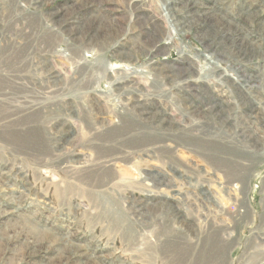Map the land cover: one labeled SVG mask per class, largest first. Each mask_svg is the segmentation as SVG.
<instances>
[{
	"label": "rangeland",
	"instance_id": "1",
	"mask_svg": "<svg viewBox=\"0 0 264 264\" xmlns=\"http://www.w3.org/2000/svg\"><path fill=\"white\" fill-rule=\"evenodd\" d=\"M173 1L0 0V264H264V0Z\"/></svg>",
	"mask_w": 264,
	"mask_h": 264
},
{
	"label": "bare ground",
	"instance_id": "2",
	"mask_svg": "<svg viewBox=\"0 0 264 264\" xmlns=\"http://www.w3.org/2000/svg\"><path fill=\"white\" fill-rule=\"evenodd\" d=\"M164 2H166V4H167V6H168V12H169V15L171 14V19L173 20L172 22L174 23V27H176L177 28V30L178 31H180V32H183L184 31V33H190L191 31H192V25H191V23H189V22H183L182 21V19H180L182 16H183V14L184 13H186L187 11V7L186 8H184V9H177V8H174V6L172 5L173 3H174V1L173 0H163ZM188 1V0H187ZM245 5V4H244ZM251 5V4H250ZM250 5H248V6H250ZM260 12V11H259ZM240 13V12H239ZM189 14V13H188ZM245 14V13H244ZM260 14V13H259ZM190 15V14H189ZM257 15V14H256ZM201 16V15H200ZM241 17V16H240ZM255 18V17H254ZM194 19V18H193ZM246 19V18H245ZM248 19H250V18H248ZM184 20V19H183ZM252 20V19H251ZM249 21V20H248ZM253 21V20H252ZM255 21V20H254ZM257 21V20H256ZM179 26V27H178ZM263 26V25H262ZM61 27V26H60ZM239 29V28H238ZM262 29H264V28H262ZM236 30V32H237V29H235ZM235 30H234V32L232 31V36L230 37L231 38V40H232V45H233V47L232 46H229L227 43H228V41H230V39H228V36H224L223 38H220V40L222 41V42H220L219 44H218V46H216L215 47V51H217L218 49H219V45H228V50L226 51V49H225V51L223 50H220L219 52H221L220 54L223 56V57H226V58H228V59H230L231 61H232V63H233V65H234V68H235V70H237V71H239L240 70V76H238V78L239 79H237L236 80V83H237V85H239L240 86V88L241 89H245V87L243 86H241V85H246V83H248L249 82V80H251V78L252 77H250V76H247V74H245V72L243 71V69H244V67H243V65H246V64H250V62L252 61V54H251V49H252V51H253V55H254V57H258V55H257V53H256V49H258L259 48V46H261V48H262V44L264 43V38L263 39H261V40H257V41H254V40H252L251 41V38H249L250 40H248V38L247 37H242L243 38V40H244V42H247L246 43V45H249L248 47H250V49L248 50V51H246L247 50V48H245V47H247L245 44H244V42H243V40L241 39V38H239V36L238 37H236L235 35L237 34L236 32H235ZM65 31H67V30H65ZM258 31V30H257ZM28 32V31H27ZM242 32V31H241ZM246 32V31H245ZM252 32V31H251ZM259 32V31H258ZM61 34V33H60ZM236 37V38H235ZM263 37H264V35H263ZM208 38V37H207ZM207 38H205V39H207ZM253 38V37H252ZM238 39V40H237ZM208 40V39H207ZM240 40L242 41V44L240 43ZM215 41V40H214ZM231 44V43H230ZM210 46L212 47V48H214V45L213 44H210ZM232 47V48H231ZM81 51V50H80ZM249 52V53H248ZM80 57V56H79ZM205 58V60L207 61V63H208V65L207 66H209V68H212L211 66H214V68L216 69L217 68V65H214L215 63L212 61V60H210L208 57H204ZM80 60V59H79ZM241 63H243V65L241 66ZM241 66V67H240ZM238 67V68H237ZM213 68V70H215ZM242 72H244V75H242ZM222 75L220 74V77L219 78H222L221 77ZM247 78H249V80H247ZM247 88V87H246ZM210 93V92H209ZM238 94H240V93H238ZM211 95V94H210ZM232 95V94H231ZM213 96V95H212ZM218 96V95H217ZM239 96H242L241 94L239 95ZM251 110V109H250ZM208 111H210L209 109H208ZM220 112H222V110H220ZM254 112V111H253ZM220 114V113H219ZM31 115V114H30ZM29 115V116H30ZM32 116V115H31ZM156 116V115H155ZM148 119H150V118H147L146 119V117L145 118H143L141 121L143 122L142 124H141V126H140V129H138V130H145V131H152L153 132V130L155 131L157 128H159L160 130H163V127H161L160 125H156V127H155V124H154V120H152V121H149ZM212 119V118H211ZM250 119V118H249ZM161 122H163V121H161ZM130 124V123H129ZM139 124V123H138ZM137 124V125H138ZM163 125V124H162ZM127 130H126V132H128V133H131L132 132V130L131 129H129V128H126ZM137 130V131H138ZM142 131V132H143ZM242 136V135H241ZM240 140H242V139H240ZM246 140V139H245ZM244 140V141H245ZM242 142V141H241ZM242 144V143H241ZM65 146V144H61V142H59L58 144H57V149H61V148H63ZM247 147V146H246ZM118 150V149H117ZM116 150V148H111L110 149V151H109V153L111 152V151H117ZM120 152V151H119ZM111 154V153H110ZM115 154V153H114ZM117 155V154H116ZM111 156H113V155H111ZM54 160V159H53ZM66 162H68L67 161V159L66 158H62V159H55L53 162H51V166L49 165V167H59V166H61V165H66ZM89 177H91L93 180H95L96 181V187L97 186H100V185H102L103 183L105 184V183H108V182H110L112 179H113V177H114V175H110L109 173H108V171L107 170H100V169H96V168H94V169H92V170H90V172H89V174H87ZM105 178H108L107 180H105ZM149 179H152L153 180V182H154V186H155V184H158V185H161L162 184V181H160L159 180V178H158V176L157 175H154V174H150L149 175ZM1 180V179H0ZM152 182V181H151ZM4 187V186H3ZM6 187V186H5ZM156 187V186H155ZM141 205V204H140ZM142 207V206H141ZM172 208V207H171ZM135 212H137V211H140V207H136L135 208V210H134ZM5 214V213H4ZM141 215V214H140ZM182 217V216H181ZM2 218V217H1ZM167 219H169V218H167ZM167 225V224H166ZM93 258H97V254H95V253H93Z\"/></svg>",
	"mask_w": 264,
	"mask_h": 264
}]
</instances>
